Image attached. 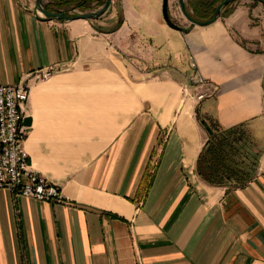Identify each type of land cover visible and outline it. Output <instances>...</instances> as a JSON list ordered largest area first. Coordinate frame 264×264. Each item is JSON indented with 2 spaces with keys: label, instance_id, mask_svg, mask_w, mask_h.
Masks as SVG:
<instances>
[{
  "label": "crops",
  "instance_id": "crops-1",
  "mask_svg": "<svg viewBox=\"0 0 264 264\" xmlns=\"http://www.w3.org/2000/svg\"><path fill=\"white\" fill-rule=\"evenodd\" d=\"M39 70L52 75L35 82ZM18 83L29 162L67 200L0 189V264H264L263 4L237 0L199 26L169 0H111L89 20L0 0V85ZM201 120L243 125L256 156L244 184L197 175Z\"/></svg>",
  "mask_w": 264,
  "mask_h": 264
},
{
  "label": "built area",
  "instance_id": "built-area-1",
  "mask_svg": "<svg viewBox=\"0 0 264 264\" xmlns=\"http://www.w3.org/2000/svg\"><path fill=\"white\" fill-rule=\"evenodd\" d=\"M77 9H70L67 15L82 14ZM52 71L39 70L31 75L35 82L50 78ZM194 87H204L206 82L198 71L191 78ZM216 87H213V91ZM212 91V92H213ZM207 89L201 90L194 97L196 102L211 96ZM189 96L187 88H183ZM30 96V85H0V189L9 191L14 197L32 198L44 202H64L67 198L60 188L36 171L29 162L24 149L27 138L23 125L25 111Z\"/></svg>",
  "mask_w": 264,
  "mask_h": 264
},
{
  "label": "trees",
  "instance_id": "trees-1",
  "mask_svg": "<svg viewBox=\"0 0 264 264\" xmlns=\"http://www.w3.org/2000/svg\"><path fill=\"white\" fill-rule=\"evenodd\" d=\"M210 11L205 20H210L218 4L224 0H197ZM95 0H47L43 8L47 12L66 14L70 9L85 12L92 9ZM104 1H96L101 6ZM213 6H215L213 8ZM186 9V7H185ZM193 14L194 10L192 9ZM194 20L195 15L188 14ZM168 22V20H167ZM171 24L170 22H168ZM212 133L208 135L196 160V173L211 185H241L248 181L256 165V156L247 150L248 137L243 125L220 128L208 122Z\"/></svg>",
  "mask_w": 264,
  "mask_h": 264
},
{
  "label": "water",
  "instance_id": "water-1",
  "mask_svg": "<svg viewBox=\"0 0 264 264\" xmlns=\"http://www.w3.org/2000/svg\"><path fill=\"white\" fill-rule=\"evenodd\" d=\"M237 0H224L223 2H221L220 4H218L213 12V16L210 20H206V21H197L194 20L193 18H191L188 15V12L185 9V5H184V0H177L178 2V8L181 12V14L190 22H192L193 24L199 25V26H203V25H209L211 23H213L219 16L221 9L232 2H235ZM253 1H258L261 4L264 5V0H253ZM111 0H105L104 4L102 5V7L95 11V12H84L82 14H77V15H67V14H63V13H53V12H47L44 10L43 5L41 4V0H36V9L37 11L43 15L44 17L47 18H51V19H63V20H77V19H82V20H89V19H95L97 17H99L103 12H105V10L108 8V6L110 5ZM200 123L202 124V126L205 128V130L208 132V134H211L212 131L209 128V126L207 125V123L204 120H201ZM30 124V118H24L23 120V125L25 126H29Z\"/></svg>",
  "mask_w": 264,
  "mask_h": 264
},
{
  "label": "rangeland",
  "instance_id": "rangeland-1",
  "mask_svg": "<svg viewBox=\"0 0 264 264\" xmlns=\"http://www.w3.org/2000/svg\"><path fill=\"white\" fill-rule=\"evenodd\" d=\"M47 2V0H41V4L43 5V4H45L46 2ZM104 2H105V0H103ZM170 2H172V7H173V9H174V11L175 12H179V14H180V10H178V2H177V0H169ZM166 2V1H165ZM184 5H186L187 7H189L190 8V0H184ZM167 6H168V3H167ZM102 7V5L101 6H98V8H96V9H94V10H87V11H85V12H95V11H97V10H99L100 8ZM215 6H213V8H214ZM84 13V12H83ZM173 21V23H175V24H177V25H179V21H177V19H172ZM128 81H133V80H128Z\"/></svg>",
  "mask_w": 264,
  "mask_h": 264
}]
</instances>
